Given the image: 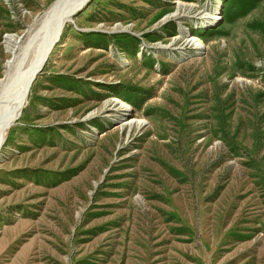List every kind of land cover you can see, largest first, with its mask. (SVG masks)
Instances as JSON below:
<instances>
[{
	"label": "rangeland",
	"instance_id": "obj_1",
	"mask_svg": "<svg viewBox=\"0 0 264 264\" xmlns=\"http://www.w3.org/2000/svg\"><path fill=\"white\" fill-rule=\"evenodd\" d=\"M56 1L0 0V80ZM70 18L0 147V264H264V0Z\"/></svg>",
	"mask_w": 264,
	"mask_h": 264
},
{
	"label": "bare ground",
	"instance_id": "obj_2",
	"mask_svg": "<svg viewBox=\"0 0 264 264\" xmlns=\"http://www.w3.org/2000/svg\"><path fill=\"white\" fill-rule=\"evenodd\" d=\"M85 1L57 0L48 10L45 18L34 21L25 39L22 37L6 39L10 58L5 64L4 77L0 80V147L23 108L31 87L30 81L44 62L50 44L57 39L61 27L69 20L71 21V13L75 12ZM180 34L185 37V43L188 46L197 48V46L204 45L200 38L196 36L190 38L183 30ZM115 103L119 105V111L127 112L129 108L127 104L117 100Z\"/></svg>",
	"mask_w": 264,
	"mask_h": 264
},
{
	"label": "water",
	"instance_id": "obj_3",
	"mask_svg": "<svg viewBox=\"0 0 264 264\" xmlns=\"http://www.w3.org/2000/svg\"><path fill=\"white\" fill-rule=\"evenodd\" d=\"M52 46H53V44H50V46H49V50H48V52L46 53V56H45V58H44V62L42 63V65L40 66V68L34 73V75H33L34 77H33L32 80L30 81V84H31V85H32L33 81L35 80V78L37 77L38 73L42 70V68H43V66H44V63H45L46 60H47L48 54H49L50 50L52 49ZM20 113H21V111H20ZM20 113H19V115H20Z\"/></svg>",
	"mask_w": 264,
	"mask_h": 264
}]
</instances>
